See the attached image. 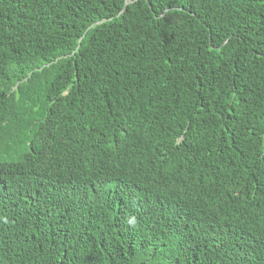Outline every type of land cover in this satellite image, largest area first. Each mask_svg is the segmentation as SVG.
<instances>
[{"label": "trees", "instance_id": "trees-1", "mask_svg": "<svg viewBox=\"0 0 264 264\" xmlns=\"http://www.w3.org/2000/svg\"><path fill=\"white\" fill-rule=\"evenodd\" d=\"M0 264H264V0H0Z\"/></svg>", "mask_w": 264, "mask_h": 264}, {"label": "water", "instance_id": "water-1", "mask_svg": "<svg viewBox=\"0 0 264 264\" xmlns=\"http://www.w3.org/2000/svg\"><path fill=\"white\" fill-rule=\"evenodd\" d=\"M130 2V0H126V3L128 4Z\"/></svg>", "mask_w": 264, "mask_h": 264}, {"label": "bare ground", "instance_id": "bare-ground-1", "mask_svg": "<svg viewBox=\"0 0 264 264\" xmlns=\"http://www.w3.org/2000/svg\"><path fill=\"white\" fill-rule=\"evenodd\" d=\"M191 225V224H190Z\"/></svg>", "mask_w": 264, "mask_h": 264}, {"label": "clouds", "instance_id": "clouds-1", "mask_svg": "<svg viewBox=\"0 0 264 264\" xmlns=\"http://www.w3.org/2000/svg\"><path fill=\"white\" fill-rule=\"evenodd\" d=\"M206 221V220H205Z\"/></svg>", "mask_w": 264, "mask_h": 264}]
</instances>
